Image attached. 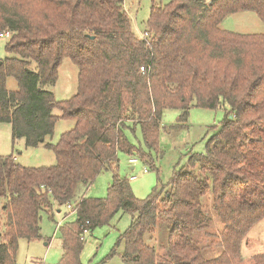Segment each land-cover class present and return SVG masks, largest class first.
<instances>
[{"label":"trees","instance_id":"16d2710c","mask_svg":"<svg viewBox=\"0 0 264 264\" xmlns=\"http://www.w3.org/2000/svg\"><path fill=\"white\" fill-rule=\"evenodd\" d=\"M124 0H0V34L8 31L9 56L0 59V123L12 141L53 151L48 166H25L0 154V264H17L18 241L40 238L41 213L73 206L75 219L59 226L57 264H82L81 233L107 224L121 210L132 220L120 235L122 264H234L250 229L264 218V33L223 29V19L254 12L264 24V0H151L147 37L136 36ZM1 37V36H0ZM69 58L78 68L77 92L58 101L51 90ZM143 68V69H141ZM8 77L17 81L9 90ZM228 110L206 139L203 152L187 154L166 183L137 198L116 173L105 198L81 194L117 153H151L131 143L138 127L143 144L158 151L163 111ZM59 110V115L53 110ZM58 118L74 121L56 143L45 142ZM80 194V195H79ZM210 204V206H209ZM211 208L222 225L208 258L195 236L207 230ZM164 226V241L153 236ZM264 264V252L251 257Z\"/></svg>","mask_w":264,"mask_h":264},{"label":"rangeland","instance_id":"374dc122","mask_svg":"<svg viewBox=\"0 0 264 264\" xmlns=\"http://www.w3.org/2000/svg\"><path fill=\"white\" fill-rule=\"evenodd\" d=\"M155 1L163 5L169 0ZM123 6L135 33L142 35L146 28L145 22L149 15L151 0H124ZM242 16H245V18H242ZM241 24L244 28H240ZM221 26L230 27L225 29L240 33H264L263 22L254 12L250 11L226 16ZM7 40V36L0 37V59L9 56L5 50ZM77 74V66L69 58H64L58 68L57 80L51 86L56 100L69 99L77 92ZM6 85L9 90L17 89V81L13 77L7 78ZM227 110L228 106L224 104L217 108L209 109L198 107L193 102L188 109L187 124L172 128L169 125L176 122L181 110L176 108L165 109L162 115L164 129L159 132L157 152L146 148L138 127L133 133H128V139L131 143L151 153L154 167L137 154L118 151L117 166L113 170L108 168L101 170L89 187L81 189V194L92 198H105L112 183L113 175L116 173L119 177L128 180L137 198H146L158 181L166 183L170 179L174 168L186 163L187 154L190 150L192 152L204 151L206 139L213 132V129H209V126L218 124ZM53 113L60 114L57 109H54ZM73 125L74 121L70 119L58 118L54 125L53 134L47 136L45 142L56 143L60 135L64 131L71 129ZM0 154L12 155L18 163L32 167L52 165L55 161L53 151L43 145L27 147L23 138L12 141L10 124L5 122L0 123ZM131 158H135L136 161L130 163L129 160ZM144 168L147 169L145 173L143 172ZM131 175H135V179L130 180L129 177ZM4 202L5 199L0 200V231L3 229L4 223V211L1 208ZM72 207L68 209L66 206H61L58 211L54 204L49 211L41 213L40 238L33 241H28L24 238L19 239L15 254L17 264H57L59 262L62 256V240L59 226L75 219ZM207 211L212 218V223L207 230L199 231L195 236V240L203 247V253L209 258L213 257L221 249L219 246L211 244V242L216 243L219 240L222 225L211 208H208ZM131 220V214L118 210L107 224L87 231L84 234L83 248L80 254L81 263L122 264L123 241H119V239L120 235L131 223ZM261 220L263 221L264 219ZM165 235L164 226H158L153 236V243L158 250L160 249L158 241H164ZM263 244L254 243L252 251L261 252L264 249ZM234 264H252V260L250 256L247 257L245 253L240 251V257L234 261Z\"/></svg>","mask_w":264,"mask_h":264},{"label":"crops","instance_id":"0c3cea01","mask_svg":"<svg viewBox=\"0 0 264 264\" xmlns=\"http://www.w3.org/2000/svg\"><path fill=\"white\" fill-rule=\"evenodd\" d=\"M235 14V13H234ZM230 15H233V14H230ZM244 15V14H243ZM257 16V15H256ZM247 17H250V16H247ZM258 17V16H257ZM242 18H245V16H242ZM225 19V18H224ZM223 19V20H224ZM244 20V19H242ZM223 21L221 22L220 26L222 25ZM243 25L241 24L240 25V28H244L242 27ZM223 29L225 28H230V27H223L221 26ZM131 29L133 31V33L140 37V35H137L134 31V29L132 28L131 26ZM236 29V28H235ZM229 30V29H227ZM236 30H239V29H236ZM235 32H238V31H235ZM14 158V157H13ZM15 159V158H14ZM16 161V159H15ZM264 219V218H263ZM262 233H264V220L260 221L258 224H256L255 226H253L250 231L248 232V234L246 235V237L244 238L243 242H242V245H241V251L242 253H245V255L250 256V258L252 257V255H254L255 253H259V252H253V247H254V243L258 242V245L259 243H264V235H262ZM264 245V244H263ZM262 245V246H263ZM248 250H251V251H248ZM221 252V249L219 250V252H217L213 257L219 255V253ZM261 252H264V249L261 251ZM211 258V257H209Z\"/></svg>","mask_w":264,"mask_h":264},{"label":"built area","instance_id":"2783aa9c","mask_svg":"<svg viewBox=\"0 0 264 264\" xmlns=\"http://www.w3.org/2000/svg\"><path fill=\"white\" fill-rule=\"evenodd\" d=\"M0 36L2 37V36H7L8 38L10 37V33L8 32V31H3L1 34H0ZM148 36V34H147V32H143L142 33V35H140V37H147ZM141 69H143V68H141ZM130 163H134L135 161H136V159L135 158H131L130 160ZM147 171V169H143V172L145 173ZM129 179L130 180H133V179H135V175H131L130 177H129ZM66 207L68 208V209H71V205L70 204H67L66 205ZM87 232V230L86 229H83L82 230V233H81V239H84V234Z\"/></svg>","mask_w":264,"mask_h":264}]
</instances>
